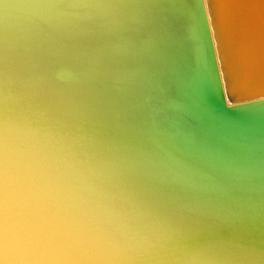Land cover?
Returning a JSON list of instances; mask_svg holds the SVG:
<instances>
[{
	"label": "clouds",
	"instance_id": "obj_1",
	"mask_svg": "<svg viewBox=\"0 0 264 264\" xmlns=\"http://www.w3.org/2000/svg\"><path fill=\"white\" fill-rule=\"evenodd\" d=\"M185 0H0V264H264L258 177L168 147L161 25Z\"/></svg>",
	"mask_w": 264,
	"mask_h": 264
},
{
	"label": "bare ground",
	"instance_id": "obj_2",
	"mask_svg": "<svg viewBox=\"0 0 264 264\" xmlns=\"http://www.w3.org/2000/svg\"><path fill=\"white\" fill-rule=\"evenodd\" d=\"M161 36L165 99L180 105L158 117L167 146L264 191V0H185Z\"/></svg>",
	"mask_w": 264,
	"mask_h": 264
},
{
	"label": "water",
	"instance_id": "obj_3",
	"mask_svg": "<svg viewBox=\"0 0 264 264\" xmlns=\"http://www.w3.org/2000/svg\"><path fill=\"white\" fill-rule=\"evenodd\" d=\"M261 6H262V4H261ZM261 6H260V8H262ZM259 15H260V12H259Z\"/></svg>",
	"mask_w": 264,
	"mask_h": 264
}]
</instances>
